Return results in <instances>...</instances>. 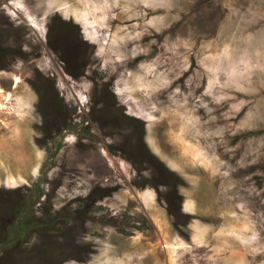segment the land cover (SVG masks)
<instances>
[{
    "label": "rangeland",
    "instance_id": "374dc122",
    "mask_svg": "<svg viewBox=\"0 0 264 264\" xmlns=\"http://www.w3.org/2000/svg\"><path fill=\"white\" fill-rule=\"evenodd\" d=\"M0 91V264H264V0H0Z\"/></svg>",
    "mask_w": 264,
    "mask_h": 264
},
{
    "label": "bare ground",
    "instance_id": "6f19581e",
    "mask_svg": "<svg viewBox=\"0 0 264 264\" xmlns=\"http://www.w3.org/2000/svg\"><path fill=\"white\" fill-rule=\"evenodd\" d=\"M0 92H1V91H0ZM0 106H3V105H2V103H1V105H0Z\"/></svg>",
    "mask_w": 264,
    "mask_h": 264
},
{
    "label": "trees",
    "instance_id": "16d2710c",
    "mask_svg": "<svg viewBox=\"0 0 264 264\" xmlns=\"http://www.w3.org/2000/svg\"><path fill=\"white\" fill-rule=\"evenodd\" d=\"M59 147H60V146H59ZM59 147H58V148H59Z\"/></svg>",
    "mask_w": 264,
    "mask_h": 264
}]
</instances>
